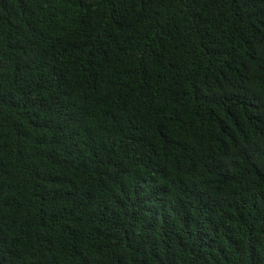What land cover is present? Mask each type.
<instances>
[{"label": "trees", "instance_id": "trees-1", "mask_svg": "<svg viewBox=\"0 0 264 264\" xmlns=\"http://www.w3.org/2000/svg\"><path fill=\"white\" fill-rule=\"evenodd\" d=\"M0 264H264V0H0Z\"/></svg>", "mask_w": 264, "mask_h": 264}]
</instances>
